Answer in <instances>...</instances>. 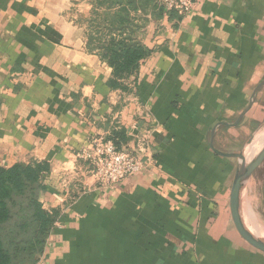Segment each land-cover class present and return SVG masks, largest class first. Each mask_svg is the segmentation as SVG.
<instances>
[{
  "label": "crops",
  "instance_id": "crops-1",
  "mask_svg": "<svg viewBox=\"0 0 264 264\" xmlns=\"http://www.w3.org/2000/svg\"><path fill=\"white\" fill-rule=\"evenodd\" d=\"M152 5L136 33L150 52L113 86L90 0H0V165L46 163L39 200L58 213L36 264H264L232 217L237 159L209 145L264 79V0H197L181 18ZM262 123L264 85L214 147L244 151ZM144 133L146 168L112 188L75 156L93 136L128 149ZM257 185L264 201V162L241 199Z\"/></svg>",
  "mask_w": 264,
  "mask_h": 264
},
{
  "label": "trees",
  "instance_id": "trees-1",
  "mask_svg": "<svg viewBox=\"0 0 264 264\" xmlns=\"http://www.w3.org/2000/svg\"><path fill=\"white\" fill-rule=\"evenodd\" d=\"M90 1L89 43L111 67V84L119 86L150 52L136 33L143 26L140 14L152 9V0ZM47 170L42 162L0 165V264H36L42 254L58 216L39 200Z\"/></svg>",
  "mask_w": 264,
  "mask_h": 264
},
{
  "label": "built area",
  "instance_id": "built-area-1",
  "mask_svg": "<svg viewBox=\"0 0 264 264\" xmlns=\"http://www.w3.org/2000/svg\"><path fill=\"white\" fill-rule=\"evenodd\" d=\"M167 12L178 18L186 16L196 6L197 0H156ZM147 134L135 137L128 149L117 147L112 139L93 136L90 146L79 150L75 156L86 162L90 175L100 187L112 188L117 183L141 173L147 166L149 156Z\"/></svg>",
  "mask_w": 264,
  "mask_h": 264
},
{
  "label": "water",
  "instance_id": "water-1",
  "mask_svg": "<svg viewBox=\"0 0 264 264\" xmlns=\"http://www.w3.org/2000/svg\"><path fill=\"white\" fill-rule=\"evenodd\" d=\"M264 85V79L254 88L250 102L248 106L241 112L238 118L233 123L220 122L213 127L210 134L209 145L211 149L220 156L233 157L237 159L236 170L233 176L231 190H230V208L233 220L239 230L245 235L247 239L256 244L259 248L264 250V232L256 225L248 223L242 212L241 206V190L244 183L249 179V177L254 173V171L264 162V144L260 150L249 160L245 161L243 151L227 153L217 150L214 147L213 139L215 130L218 126H237L244 114L251 107L253 98L259 88Z\"/></svg>",
  "mask_w": 264,
  "mask_h": 264
},
{
  "label": "rangeland",
  "instance_id": "rangeland-1",
  "mask_svg": "<svg viewBox=\"0 0 264 264\" xmlns=\"http://www.w3.org/2000/svg\"><path fill=\"white\" fill-rule=\"evenodd\" d=\"M259 131L258 132H264V123H262L259 126ZM258 129V128H257ZM257 132V133H258ZM256 133V134H257ZM256 134L254 135V133L251 135V137L249 138V140L246 142V144H244L243 148H245L246 145L251 144L254 137L256 136ZM264 140V134H262L260 136L259 139H255L256 142H254L252 144V148L250 149L249 152L254 153V152H258V148L260 147L261 143H259L260 141ZM250 153V154H251ZM252 184V182L250 183V185ZM253 187V184H252ZM260 188L259 185L254 186V189L252 188V190L250 191H246V194L242 195V199H241V206H242V212L244 217L246 218V221L248 223H251L253 225L258 226L263 232H264V201L261 200V196H260Z\"/></svg>",
  "mask_w": 264,
  "mask_h": 264
},
{
  "label": "bare ground",
  "instance_id": "bare-ground-1",
  "mask_svg": "<svg viewBox=\"0 0 264 264\" xmlns=\"http://www.w3.org/2000/svg\"><path fill=\"white\" fill-rule=\"evenodd\" d=\"M262 134H264V132H261V131L258 132V133L256 134V136L254 137L252 143L246 145V147H245V149H244V151H243L244 159H245L246 162L249 161V160H250V159L256 154V152L251 153V152H249V151H250V149L252 148V144H253L254 142H256L257 139H259L260 136H261ZM255 139H256V141H255ZM259 143H261V145H260V147L257 149L258 151H259L260 148L263 146V144H264V140L260 141ZM250 153H251V154H250Z\"/></svg>",
  "mask_w": 264,
  "mask_h": 264
}]
</instances>
